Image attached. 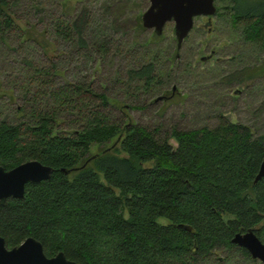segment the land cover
<instances>
[{
  "label": "trees",
  "instance_id": "1",
  "mask_svg": "<svg viewBox=\"0 0 264 264\" xmlns=\"http://www.w3.org/2000/svg\"><path fill=\"white\" fill-rule=\"evenodd\" d=\"M225 1L246 39L264 46V0ZM84 10L54 25L79 47L89 44ZM15 28L48 53V43L0 0V38ZM98 37L109 55V39ZM54 58L51 65L22 60L29 74L21 86L24 113L16 122L0 120V165L38 160L53 168L50 179L28 183L23 198L0 205L8 247L34 237L48 256L63 251L81 264H263L232 242L253 228L264 243V178L255 182L263 135L224 116L211 127L173 128L170 137L112 121L107 109L115 100L95 81L61 80ZM123 73L115 83L148 90L158 67L148 61ZM95 145L101 149L91 153Z\"/></svg>",
  "mask_w": 264,
  "mask_h": 264
},
{
  "label": "rangeland",
  "instance_id": "2",
  "mask_svg": "<svg viewBox=\"0 0 264 264\" xmlns=\"http://www.w3.org/2000/svg\"><path fill=\"white\" fill-rule=\"evenodd\" d=\"M8 1L14 17L36 30L49 50L35 39L22 40L16 28L6 40L0 38V120L16 122L24 113L21 86L29 74L22 60L51 65L49 57L55 56L61 80L95 81L115 100L107 109L112 121L125 120L170 137L173 128L211 127L224 116L264 136V46L247 40L242 26L234 25L231 10L223 7L227 1L216 0L220 12L210 21L204 15L195 18L179 50L174 21L166 23L162 35L143 25L150 0ZM81 9L89 20L86 47L64 40L54 27L58 17L73 18ZM101 35L109 39V55L96 43ZM148 61L158 67L150 89L115 83L117 73L124 75L128 67ZM100 149L95 145L91 153ZM224 255L219 249L218 256Z\"/></svg>",
  "mask_w": 264,
  "mask_h": 264
},
{
  "label": "water",
  "instance_id": "3",
  "mask_svg": "<svg viewBox=\"0 0 264 264\" xmlns=\"http://www.w3.org/2000/svg\"><path fill=\"white\" fill-rule=\"evenodd\" d=\"M217 9L215 0H150L149 7L142 15V22L145 27L154 28L157 35H162L166 23L174 21L177 49L179 50L193 29L195 18L204 15L208 16L210 21L212 16L217 13ZM162 98V96L158 97V99ZM112 147L105 151L111 150ZM63 171L70 173L71 170L63 169ZM52 173L53 168L51 166H47L38 160L25 161L9 170L0 165V205H6L10 199L23 198L28 183L48 180ZM263 178L264 159L255 182ZM183 226L191 229L187 225ZM232 242L245 248L253 258L264 264V243L256 234L255 229L249 228L245 232H237ZM0 264L81 263L70 260L63 251L54 256H48L45 253L43 243L34 237H28L21 244L10 248L7 246L5 238L0 234Z\"/></svg>",
  "mask_w": 264,
  "mask_h": 264
},
{
  "label": "flooded vegetation",
  "instance_id": "4",
  "mask_svg": "<svg viewBox=\"0 0 264 264\" xmlns=\"http://www.w3.org/2000/svg\"><path fill=\"white\" fill-rule=\"evenodd\" d=\"M215 2H216V0H215ZM199 16H203V15H199ZM198 17V16H197ZM208 17V16H207Z\"/></svg>",
  "mask_w": 264,
  "mask_h": 264
}]
</instances>
